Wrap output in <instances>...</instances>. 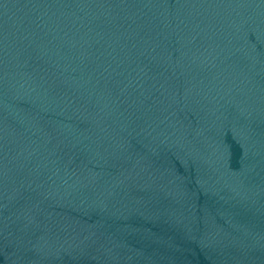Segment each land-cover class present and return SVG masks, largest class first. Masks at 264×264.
<instances>
[{
	"label": "water",
	"instance_id": "95a60500",
	"mask_svg": "<svg viewBox=\"0 0 264 264\" xmlns=\"http://www.w3.org/2000/svg\"><path fill=\"white\" fill-rule=\"evenodd\" d=\"M0 264H264V0H0Z\"/></svg>",
	"mask_w": 264,
	"mask_h": 264
}]
</instances>
